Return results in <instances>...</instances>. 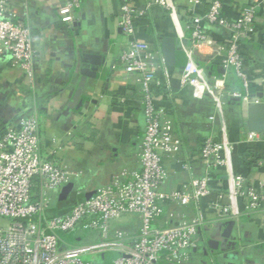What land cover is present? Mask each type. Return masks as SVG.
Instances as JSON below:
<instances>
[{
    "label": "crops",
    "instance_id": "obj_1",
    "mask_svg": "<svg viewBox=\"0 0 264 264\" xmlns=\"http://www.w3.org/2000/svg\"><path fill=\"white\" fill-rule=\"evenodd\" d=\"M9 1L15 19L31 27L37 57L31 83L19 67L12 65L8 55L0 54V132L22 116L38 117L41 154L77 173L67 184L71 191L62 196V189L54 207L60 201L76 195L86 197L87 193L110 185L124 170H140L145 115L139 85L121 69L119 62L128 42L120 27L123 0H81L72 23L61 19L67 0ZM151 1L134 0V4L142 7ZM211 1L202 0L195 7L196 13L206 12ZM221 1L223 15L235 20L244 7L260 0ZM173 2L179 14V27L187 34L192 2ZM257 15L254 36L241 44L249 62L253 101L224 93L219 111L208 90L197 97L193 86L183 83L187 61L167 9L153 5L145 16L137 18V39L157 51L154 87L157 106L173 120L174 134L182 142L176 158L164 159L168 178L161 186L162 191L174 190L192 177L206 173L200 152L209 135L216 139L226 136L233 144L229 161L236 173L243 174L251 184L264 179V141H247L251 131L247 107L251 102H264V3L258 7ZM209 31L215 40L228 42L227 30L210 28ZM172 50L174 62L167 64L164 51L169 57ZM202 67L208 84L224 75L220 56L202 63ZM85 69L96 72V76L84 75ZM226 80V90L237 84L234 76ZM211 177V192L203 205L207 218L213 221L201 228L188 264H264V210L247 213L240 200L238 216L217 220L216 210L207 206L217 202L230 206L229 176L226 168L219 167L211 171ZM196 214L193 203L166 201L162 217L155 223L167 227ZM227 221L235 224L225 226L223 223ZM113 223L126 233V243L131 244L137 238L136 216L129 215ZM210 239L213 247L208 243Z\"/></svg>",
    "mask_w": 264,
    "mask_h": 264
},
{
    "label": "built area",
    "instance_id": "obj_2",
    "mask_svg": "<svg viewBox=\"0 0 264 264\" xmlns=\"http://www.w3.org/2000/svg\"><path fill=\"white\" fill-rule=\"evenodd\" d=\"M188 9L191 19L187 34L179 27V14L173 0H152L139 7L134 0H123L120 27L127 37V45L120 55V67L135 78L141 91V104L145 115V132L140 144L141 169L124 170L121 177L97 190L96 195L77 201L63 214H52L57 194L75 178L77 173L67 165L41 154L39 128L36 115L22 116L18 122L6 125L0 132V264H188L192 250L197 246L201 228L211 223L206 216L204 199L210 194L211 171L226 168L229 176L230 206L208 204L217 212V220L235 218L238 203L243 200L246 212L264 210V179L251 184L248 178L236 173L229 161L233 144L223 136L205 138L200 159L206 173L192 177L180 187L164 192L161 186L168 178L165 158H176L182 142L174 134V122L157 106L154 91L157 72V51L149 43L136 37V20L145 16L153 5L167 9L177 27L187 63L182 75L183 83L193 86L194 95L202 96L206 90L221 110L228 96L252 100L249 62L241 51V44L251 39L257 29V10L264 0L244 7L235 20L223 15L221 0H212L208 10L197 14L195 7L202 0H191ZM81 0H67L61 19L72 23ZM217 25L229 32L227 43L215 40L205 25ZM0 54L10 57L32 83L37 49L32 29L16 20L9 0H0ZM220 56L224 75L209 83L204 78L202 63ZM232 69L242 83V90H226V74ZM214 116H212L213 118ZM247 141H264V133L250 131ZM193 203L196 216L181 218L167 227L156 225L162 217L163 203ZM247 212V213H248ZM134 215L139 222L137 238L128 244L126 233L113 222ZM81 231L98 233V240L81 244H67L65 234L77 236ZM117 253L110 260H84L86 255ZM215 264V263H212Z\"/></svg>",
    "mask_w": 264,
    "mask_h": 264
},
{
    "label": "water",
    "instance_id": "obj_3",
    "mask_svg": "<svg viewBox=\"0 0 264 264\" xmlns=\"http://www.w3.org/2000/svg\"><path fill=\"white\" fill-rule=\"evenodd\" d=\"M170 53V52H169ZM164 55L165 56V62L167 64H172L174 62L173 56H174V52L173 50L171 51L169 57L167 55V53L164 51ZM84 75L87 76H96V72L90 71L88 69H85L82 71ZM82 91L81 88L79 89V92ZM247 112H248V119H249V128L251 131H256V132H261L264 133V102H251L249 103L248 107H247ZM71 191V186L67 185L63 188V192H62V196H65V194L69 193ZM97 191H92L87 193L86 197L89 198L92 195H96ZM225 226H230L235 224V221H227L225 223H223ZM208 243L210 244V246L213 247L214 242L210 239L208 241ZM114 254V255H113ZM107 258H111V257H117L118 254L117 253H106L105 255Z\"/></svg>",
    "mask_w": 264,
    "mask_h": 264
},
{
    "label": "trees",
    "instance_id": "obj_4",
    "mask_svg": "<svg viewBox=\"0 0 264 264\" xmlns=\"http://www.w3.org/2000/svg\"><path fill=\"white\" fill-rule=\"evenodd\" d=\"M208 27H210V28H221V27H219V26H217V25H209V24H206L205 25V28H206V30H207V32H209L210 33V31H209V29L210 28H208ZM185 54V62L187 61V56H186V53H184ZM227 76V79H228V77H230V76H234L235 78H236V81H237V84L235 85V86H231L230 88H231V90H242V83H241V81H240V79L237 77V75H236V73L234 72V70H232V69H230L228 72H227V74H226ZM226 82H227V80H226ZM85 197L84 196H82V195H76L75 197H73V198H70V199H66V200H63V201H60L59 202V204L56 206V207H54V208H52V210H51V212H52V214H63V213H66V212H68L71 208H72V206L77 202V201H81V200H83ZM109 253V252H108ZM111 253V252H110ZM102 255V257H103V259H105V260H110V259H112L113 257H109V258H107L105 255H106V253H103V254H101ZM114 255V254H113Z\"/></svg>",
    "mask_w": 264,
    "mask_h": 264
},
{
    "label": "rangeland",
    "instance_id": "obj_5",
    "mask_svg": "<svg viewBox=\"0 0 264 264\" xmlns=\"http://www.w3.org/2000/svg\"><path fill=\"white\" fill-rule=\"evenodd\" d=\"M7 223V220L4 218H0V224L4 225ZM64 237L66 238L67 244H64L63 247H68L69 245H73V244H81L78 241L79 237H83L84 239L86 238V241H96L98 240V233L95 232L91 235L90 232H86V231H81L80 234H78L77 236H73V235H68L65 234ZM84 260H99V259H103L102 255H86L83 257Z\"/></svg>",
    "mask_w": 264,
    "mask_h": 264
}]
</instances>
